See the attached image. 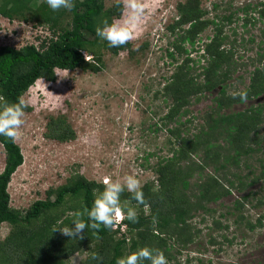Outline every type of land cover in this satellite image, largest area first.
<instances>
[{
    "label": "trees",
    "instance_id": "1",
    "mask_svg": "<svg viewBox=\"0 0 264 264\" xmlns=\"http://www.w3.org/2000/svg\"><path fill=\"white\" fill-rule=\"evenodd\" d=\"M74 5L72 10L54 12L45 0H0L1 15L46 25L52 32L41 39L39 46L34 43L19 48L0 46V96L15 102L39 78L55 81L57 75L53 69L81 68L98 72L103 68L106 52L118 54L130 50L131 43L119 48L110 47L95 32L105 19L111 21L119 16L115 3L107 7L105 0H74ZM214 8L218 5L215 4ZM177 9V19L167 27L175 35V48L169 55L175 59L178 51H185L188 56L178 63L162 88L164 95L173 101L158 125L168 129L169 140L173 139L170 142L173 155L158 161L155 168L158 184L147 182L142 186L148 211L125 191L121 194L122 208L130 206L138 213L137 222L124 219L126 232L102 226L98 232L85 230L84 238L78 239L69 238L58 229L55 231L56 228L71 226L76 212L90 208L93 191L102 190L103 184L75 172L65 183L50 187L45 199L36 200L26 210L15 208L11 205L9 185L14 173L24 163V153L18 142L13 143L0 136L5 153V165L0 172V223L7 222L11 226L9 234L0 240V264H68L72 255L84 251L88 254L83 264H116L118 257L144 246L163 251L168 264L172 261L175 262L173 264H181L172 247H177L180 253L182 248L186 249L196 240L200 232L193 223L197 211L215 213V208L210 206L212 203L230 196L235 193L234 190L242 192L247 186L264 179V165L259 175L255 176L253 170L244 176L240 173L242 166H247L245 157L261 151L264 135L261 136L260 125L264 124V103L240 111L232 110L242 103L233 99L226 90L231 70L238 67L233 60L237 37L230 41L229 48H224L229 40V36L224 34V25L226 21L233 20V14L222 16L220 22L216 18H206L207 11L200 0L179 2ZM241 9L244 27L264 21L262 1L253 7L245 4ZM252 11L258 16H253ZM66 13H69V20L65 19ZM210 25L215 26L216 32L210 37V42H206L203 51L209 62L197 74L190 66L194 60L184 43L195 46L200 33ZM254 40L249 38L250 42ZM84 53L91 58L86 60ZM263 56L260 54L259 58L262 66L253 69L250 83L244 89L249 99L264 94ZM219 87V95L215 97L211 110L205 114L204 122L197 127V132L182 136L183 127L192 121L188 118L186 122H181V118L189 113L187 106L191 99L194 97V101L199 102L203 92ZM158 95L156 93L155 97ZM45 136L68 142L76 139L77 132L65 115H58L49 118ZM193 157L201 160L195 161ZM208 167L214 168L213 174L205 173ZM195 174L200 182L194 184L191 179ZM252 196L256 193L248 191V194L235 199L232 208L242 213L246 201ZM262 204L264 198L259 197L255 205ZM238 217L243 219L241 214ZM261 219L257 223L249 221L247 226L253 230L262 224ZM213 222L216 227H229L220 218H214ZM216 239L212 238L211 242H216ZM94 256L100 259H93Z\"/></svg>",
    "mask_w": 264,
    "mask_h": 264
},
{
    "label": "rangeland",
    "instance_id": "2",
    "mask_svg": "<svg viewBox=\"0 0 264 264\" xmlns=\"http://www.w3.org/2000/svg\"><path fill=\"white\" fill-rule=\"evenodd\" d=\"M184 1L157 0L155 12L148 17L137 38L130 42V50L118 54L106 52L100 71L60 69L68 76L60 78L57 75L55 81L39 78L23 95L31 106L25 110L22 135L17 141L24 153V163L14 173L9 185L13 207L28 209L36 200L45 199L50 187L65 183L75 172L98 183L105 178L116 180L135 174L142 186L147 182L158 184L155 172L158 161L173 155L170 143L173 139L169 140L171 136L166 127L158 125L173 101L164 95L162 88L178 63L188 56L185 51H176L178 56L175 59L170 57L169 52L175 48V35L167 27L177 19V5ZM200 1L207 11L206 18H216L220 22L222 16L233 14V20L224 25V34L229 36L224 48H229L230 41L237 37L233 60L238 67L231 70L226 90L229 94L244 90L250 83L253 69L262 66L259 58L260 54L264 55V21L244 27L241 8L245 4L256 6L257 2L264 3V0ZM114 3V0H105L107 7ZM215 4L218 8H214ZM68 14H65L66 20H69ZM251 14L258 16L254 11ZM50 31L46 25H36L20 17L9 19L0 14V46L19 48L29 43L39 46L41 39L51 35ZM215 32V26L210 25L200 33L195 46L184 43L194 60L190 66L197 74L209 62L203 51ZM250 37L255 40L250 42ZM220 88L203 92L199 102H195L194 97L191 99L187 106L189 113L181 118V122L188 118L192 121L183 127L182 136L197 132ZM156 93H159L157 98ZM259 103H264V94L249 99L247 104H237L232 110H244ZM225 111L229 112L228 109ZM58 115L68 118L77 132L76 139L61 142L45 136L49 118ZM260 128L262 136L264 124ZM261 146L260 152L245 157L247 166L243 165L240 172L243 176L252 170L255 176L262 171L264 141ZM193 159L201 160L199 157ZM4 165L5 153L0 143V172ZM205 173L213 174L214 168L208 167ZM191 181L194 184L200 182L198 175L195 174ZM248 191L256 196L246 201L242 213L233 209L235 199ZM234 192L210 205L215 208V213L197 211L193 219L194 225L200 229L196 240L186 249L182 248L180 253L177 247H172L181 264H264V204L255 205L259 197L264 198V179L247 186L242 192ZM261 217L262 224L253 230L247 226L249 221L257 223ZM214 218H220L229 227H216ZM10 228L9 223H0V240L9 234ZM212 238H217L216 242H211ZM87 254V251L75 253L68 264H83Z\"/></svg>",
    "mask_w": 264,
    "mask_h": 264
},
{
    "label": "clouds",
    "instance_id": "3",
    "mask_svg": "<svg viewBox=\"0 0 264 264\" xmlns=\"http://www.w3.org/2000/svg\"><path fill=\"white\" fill-rule=\"evenodd\" d=\"M45 2L54 12L61 9L72 10L75 6L74 0H45ZM114 2L119 9V16L111 21L105 19L102 25L96 27L95 32L97 37L106 41L110 47L119 48L137 38L148 17L155 12L157 0H114ZM84 55L86 60L91 58L87 53ZM53 73L60 78L68 76L67 73L62 74L58 68L53 69ZM230 95L244 104L249 102L248 93L244 90L232 91ZM30 106V102L23 95L19 96L15 102H9L5 97L0 96V136L16 143L22 135L25 109ZM102 184V190L93 191L94 199L91 207L76 212L71 226L56 228L55 231L58 229L69 238L83 239L85 230L98 232L102 226L115 229L120 221L122 222L117 229H120L122 225H125L127 229L124 219L137 222L138 213L130 206L126 209L122 208L121 194L125 191L147 210L142 185L135 174H128L116 180L105 178ZM153 221L155 222V218ZM93 259L100 258L94 256ZM116 264H168V260L163 251L144 246L118 257Z\"/></svg>",
    "mask_w": 264,
    "mask_h": 264
},
{
    "label": "built area",
    "instance_id": "4",
    "mask_svg": "<svg viewBox=\"0 0 264 264\" xmlns=\"http://www.w3.org/2000/svg\"><path fill=\"white\" fill-rule=\"evenodd\" d=\"M89 58H90V56H88ZM122 221H120L119 223H121ZM119 223L115 226V229H117V228H119ZM120 229H121V231L122 232H126V227H125V225H122L121 227H120Z\"/></svg>",
    "mask_w": 264,
    "mask_h": 264
}]
</instances>
